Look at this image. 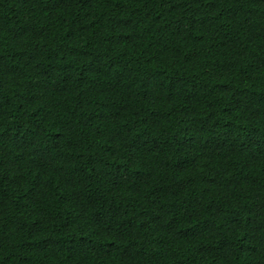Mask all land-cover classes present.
Returning <instances> with one entry per match:
<instances>
[{
  "label": "trees",
  "instance_id": "16d2710c",
  "mask_svg": "<svg viewBox=\"0 0 264 264\" xmlns=\"http://www.w3.org/2000/svg\"><path fill=\"white\" fill-rule=\"evenodd\" d=\"M0 264H264V0H0Z\"/></svg>",
  "mask_w": 264,
  "mask_h": 264
}]
</instances>
